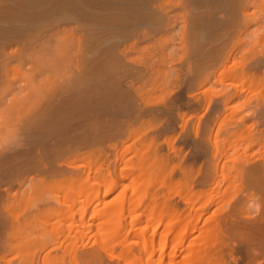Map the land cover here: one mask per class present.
<instances>
[{
  "label": "bare ground",
  "instance_id": "obj_1",
  "mask_svg": "<svg viewBox=\"0 0 264 264\" xmlns=\"http://www.w3.org/2000/svg\"><path fill=\"white\" fill-rule=\"evenodd\" d=\"M261 3L0 0V264H264Z\"/></svg>",
  "mask_w": 264,
  "mask_h": 264
},
{
  "label": "rangeland",
  "instance_id": "obj_2",
  "mask_svg": "<svg viewBox=\"0 0 264 264\" xmlns=\"http://www.w3.org/2000/svg\"><path fill=\"white\" fill-rule=\"evenodd\" d=\"M261 2H262V1L260 0V3H261ZM263 2H264V0H263ZM263 4H264V3H263ZM261 6H262V3H261V5H260V8H261ZM263 6H264V5H263ZM262 8H263V7H262ZM262 8H261V9H262ZM263 10H264V8H263ZM263 10H261V11L263 12ZM13 53H14V52H13ZM16 54H17V53H16ZM18 54H19V52H18ZM17 56H18V57H17ZM141 57H143V56L140 55V56L137 58V59L139 60V62H141L142 60L144 61L145 55H144V58H141ZM15 58H19V59H20V58H21V57H20V54H19V55H16L15 57H13V59H15ZM140 58H141V61H140ZM13 59H12V60H9L8 63L6 62L7 65H6L5 63L3 64V67H0V72L2 71V68H3V69H4V70L2 71V72H3V76L6 77V78H8V79H9L10 77H12L11 79L14 78V80H18V79L26 78L25 75H23V76L21 75V74H23V73L25 74V70L27 69L26 66H25V68H23L24 66H22V64L20 65V63H19L18 61H16L17 59H16V60H13ZM9 63H10V64H9ZM18 63H19V64H18ZM11 64H12V65H11ZM4 65H5V67H4ZM14 65H15V66H14ZM16 65H17V66H16ZM6 66H7V67H10V68H7ZM17 68H18V69H17ZM22 68H23V69H22ZM5 69H6V71H5ZM21 69H22V70H21ZM9 70H10V71H9ZM23 70H24V72H23ZM4 71H5L6 73H4ZM12 71H13V73H12ZM17 71H18V72H17ZM11 73H12V74H11ZM19 74H20V75H19ZM20 76H21V77H20ZM6 78H5V79H6ZM17 78H18V79H17ZM11 79H10V80H11ZM11 81L13 82V80H11ZM16 192H17V191H15V190H12V191H11V197H12L11 199H14V198H15L14 195H15ZM11 199H9V202H10ZM9 202H7V205H8ZM11 202H13V203H11ZM11 202L9 203V205H10V204H11V205L14 204V203H15V200H11ZM14 205L16 206V203H15ZM17 207H18V206H17ZM17 207H16V208H17ZM63 211H64V209H63ZM63 211H62V212H63Z\"/></svg>",
  "mask_w": 264,
  "mask_h": 264
}]
</instances>
